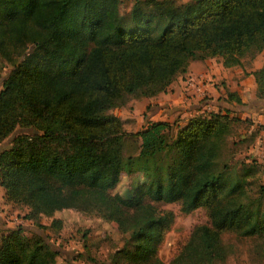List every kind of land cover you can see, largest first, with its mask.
<instances>
[{
	"label": "trees",
	"instance_id": "1",
	"mask_svg": "<svg viewBox=\"0 0 264 264\" xmlns=\"http://www.w3.org/2000/svg\"><path fill=\"white\" fill-rule=\"evenodd\" d=\"M120 3L0 0V73L3 61L13 67L0 88V143L17 125L24 128L0 148L6 201L27 205L24 216L36 221L38 193L57 195L100 178L111 187L123 170L136 169L157 198L167 192L183 212L202 207L209 219L193 227L167 264H221L232 252L224 232L255 240L263 256L264 184L246 203L250 182L231 181L213 167L227 126L247 118L218 109L194 114L175 133L164 120L127 132L109 109L165 91L192 60L217 56L229 66L256 55L264 48V0H133L127 11ZM252 73L255 95L264 99V62ZM227 98L242 103L235 91ZM128 135L140 142L137 154L125 156ZM252 163L244 176L259 169ZM131 208L128 237L111 264H165L157 247L173 212L142 196ZM61 225L53 218L48 226ZM82 241L86 246V231ZM58 254L18 224L4 234L0 264H73Z\"/></svg>",
	"mask_w": 264,
	"mask_h": 264
},
{
	"label": "rangeland",
	"instance_id": "2",
	"mask_svg": "<svg viewBox=\"0 0 264 264\" xmlns=\"http://www.w3.org/2000/svg\"><path fill=\"white\" fill-rule=\"evenodd\" d=\"M132 2L133 0H121V11H127ZM253 57L245 56L243 62L249 64ZM12 68L10 62H2L0 88ZM215 86L217 93L212 95L206 91L196 98L193 96L190 102L182 99L169 103L166 97L158 93L159 95L150 97H131L125 104L113 107L109 111L124 120L123 127L127 132L145 128L151 121L164 120L171 124L172 132L175 133L177 126L185 123L194 114L218 109L222 111L228 109L230 115L247 118L246 121L236 120L227 126L224 150L213 163V167L223 168L231 181L244 183L248 180L250 183H245L248 198H244V201L250 203L253 202L250 199L258 196L259 185L264 184V156L258 151L259 143L264 138V121L258 122L256 115L244 111L249 104L248 100L237 103L234 99L227 98L230 90L225 81L219 80ZM248 107L254 108L256 104L252 103ZM258 109L264 112V106H259ZM23 129L17 125L1 141L0 148L10 145L13 136ZM139 142V137L126 136L124 155L137 154ZM254 161L259 165L258 171L244 176L242 170L255 165L252 163ZM88 176L86 175L85 179ZM102 180L98 179L93 185L86 180L79 186L71 187L57 195L38 193L35 202L40 212L36 221L24 216L28 211L27 205L6 201L3 207L0 206V211L3 212L2 222L12 227L22 224L27 234L31 232L41 234L53 248L59 250L56 256L58 261L66 258L73 264H111L112 254L123 246L128 237L127 224L132 203L138 196H142L157 209H168L174 214L170 227L164 232L157 247V256L167 264L187 241L193 227L209 221L202 207L183 212L179 200L173 195L165 192L163 197L157 198L147 188L148 179L139 170H123L118 181L111 187L106 186ZM53 218L61 219L60 228L48 226ZM84 231L86 246L82 241ZM222 238L224 242L230 244L232 252L221 264H264V255H259L255 240L237 237L230 232H224Z\"/></svg>",
	"mask_w": 264,
	"mask_h": 264
},
{
	"label": "crops",
	"instance_id": "3",
	"mask_svg": "<svg viewBox=\"0 0 264 264\" xmlns=\"http://www.w3.org/2000/svg\"><path fill=\"white\" fill-rule=\"evenodd\" d=\"M243 61L244 58L240 63L235 62L225 66L222 58L217 56L192 60L187 70L178 75L167 89L159 94L166 97L169 103L172 101L175 103L182 99L190 102L193 96L196 98L205 94L206 91L212 95L217 93L215 83L219 80L225 81L229 90L235 91L242 102L249 101L244 111L256 115L258 122L264 121V112L261 111L262 109H258L259 106H264V99L257 98L255 95L256 83L252 73V70L260 67L264 62V48L251 59L249 64H245ZM252 103H255L256 107H248ZM5 204L4 189L0 186V206L3 207ZM2 217L3 212L0 211V245L3 243L6 230L12 228L8 224H3Z\"/></svg>",
	"mask_w": 264,
	"mask_h": 264
},
{
	"label": "built area",
	"instance_id": "4",
	"mask_svg": "<svg viewBox=\"0 0 264 264\" xmlns=\"http://www.w3.org/2000/svg\"><path fill=\"white\" fill-rule=\"evenodd\" d=\"M259 154L261 156H264V138L261 139V142L259 143Z\"/></svg>",
	"mask_w": 264,
	"mask_h": 264
}]
</instances>
